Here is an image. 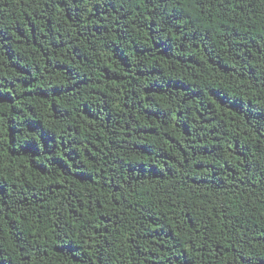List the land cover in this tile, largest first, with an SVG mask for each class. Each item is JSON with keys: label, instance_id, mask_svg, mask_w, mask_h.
<instances>
[{"label": "trees", "instance_id": "1", "mask_svg": "<svg viewBox=\"0 0 264 264\" xmlns=\"http://www.w3.org/2000/svg\"><path fill=\"white\" fill-rule=\"evenodd\" d=\"M0 264H264V0H0Z\"/></svg>", "mask_w": 264, "mask_h": 264}]
</instances>
